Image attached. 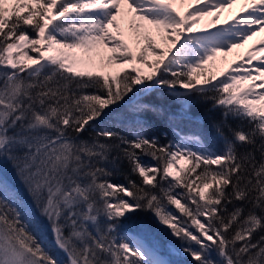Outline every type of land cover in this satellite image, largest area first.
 Listing matches in <instances>:
<instances>
[{
	"label": "snow or ice",
	"instance_id": "6c2138e0",
	"mask_svg": "<svg viewBox=\"0 0 264 264\" xmlns=\"http://www.w3.org/2000/svg\"><path fill=\"white\" fill-rule=\"evenodd\" d=\"M183 2L0 0V264H264V0Z\"/></svg>",
	"mask_w": 264,
	"mask_h": 264
},
{
	"label": "rangeland",
	"instance_id": "374dc122",
	"mask_svg": "<svg viewBox=\"0 0 264 264\" xmlns=\"http://www.w3.org/2000/svg\"><path fill=\"white\" fill-rule=\"evenodd\" d=\"M192 1L193 0H184V2L182 4L178 3L177 7L182 13H184L185 10L193 3ZM195 1H194V3H195ZM6 6H8V5H6ZM241 7H242V2H239V0H238V3L236 5H234L231 9H226L224 12L219 13V19L216 20L215 25H211V21L213 20V17H205L199 21V23L196 25V27L198 29H204L210 25L212 27L218 26L219 23L224 25V24H226V21L233 20V17L237 16L240 13ZM126 38L128 39L130 47L133 49V51H136L138 46L136 45V43L132 39V34L128 30H126ZM261 40H264V37L261 36L260 34H258L257 36L253 37L251 40L247 41V43H245L242 47L233 49L230 53L227 54V56H223V55L218 56L214 62H210L209 68H211V70L214 71L219 76L220 71H224L226 69V67L229 66V64H232L233 61L238 60L239 58L241 60L246 59L248 51L254 47H259V42ZM157 41H158L160 47L165 46L162 42L159 41V37H157ZM104 51H105V66L103 67L102 70L104 72H106L107 74H110V75L114 74L116 71L117 65H108L106 63V56L108 55V53L106 50H104ZM148 58L150 60L154 59V57H152L151 53L148 54ZM97 63H99V61H97ZM213 65H214V67H213ZM136 66L142 67L143 71L145 73H147L149 71V69L145 66H142L139 64H137ZM127 67H130V66H127ZM109 69H111L112 71H110ZM105 70H107V71H105ZM187 166H188L187 161H180V164L178 165V167H184V168H186ZM0 171H2L3 175L7 179H9V180L14 179L13 171H12L10 166H0ZM174 171H176V169H174ZM177 257H174V259H176Z\"/></svg>",
	"mask_w": 264,
	"mask_h": 264
},
{
	"label": "trees",
	"instance_id": "16d2710c",
	"mask_svg": "<svg viewBox=\"0 0 264 264\" xmlns=\"http://www.w3.org/2000/svg\"><path fill=\"white\" fill-rule=\"evenodd\" d=\"M196 111H197V112H202L203 110H202V109H197ZM169 139H175V137L172 136L171 132H169ZM188 167H189V165H188L186 168H188ZM117 182H118V183H124L125 181L123 180V178H119V179L117 180ZM140 215L143 216L144 214L141 213ZM164 239H165V241H166L167 239H170V238L165 237ZM176 260L180 261L181 264H188L189 258H188L187 256H185V255H180V256H178V257L176 258Z\"/></svg>",
	"mask_w": 264,
	"mask_h": 264
},
{
	"label": "bare ground",
	"instance_id": "6f19581e",
	"mask_svg": "<svg viewBox=\"0 0 264 264\" xmlns=\"http://www.w3.org/2000/svg\"><path fill=\"white\" fill-rule=\"evenodd\" d=\"M240 2H242V0H239ZM196 6H199L198 4L197 5H192V7L191 8H194V7H196ZM113 69V68H112ZM110 71H112L111 69H109ZM105 71H107V70H105Z\"/></svg>",
	"mask_w": 264,
	"mask_h": 264
}]
</instances>
